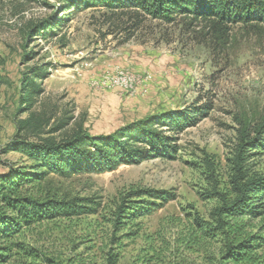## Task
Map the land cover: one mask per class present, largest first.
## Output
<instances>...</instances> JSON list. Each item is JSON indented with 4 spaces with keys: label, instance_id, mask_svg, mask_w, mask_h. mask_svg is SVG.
Segmentation results:
<instances>
[{
    "label": "rangeland",
    "instance_id": "1",
    "mask_svg": "<svg viewBox=\"0 0 264 264\" xmlns=\"http://www.w3.org/2000/svg\"><path fill=\"white\" fill-rule=\"evenodd\" d=\"M60 7L59 0L24 5L0 0V174L31 167L9 149L16 122L33 112L49 119L43 137L56 142L79 129L93 136L109 134L171 109L203 107L208 114L177 135L173 160H146L69 178L50 174L39 186L28 185L32 195L44 197L50 190L58 199H89L96 212L24 230L17 243L38 256L29 260L17 254L7 264H109V254L116 264H231L219 254L222 241L199 231L194 219L213 221L218 199L209 194L229 191L239 122L256 124L264 117V27L232 26L218 40L207 37L214 38L211 43L200 35L203 24L194 25V33L179 21L164 25L145 19L128 36L127 23L116 29L115 22L103 18L105 10L68 13ZM53 16L59 22L53 32L35 37L29 30L30 22ZM31 68L49 74L41 81L43 92L26 110L20 83ZM127 77L132 82L125 86ZM248 166L264 175V150ZM143 189L176 197L131 218L114 235L116 206L128 193ZM139 199L148 198H129ZM246 225V234L264 238V215ZM255 255L264 261V246Z\"/></svg>",
    "mask_w": 264,
    "mask_h": 264
},
{
    "label": "trees",
    "instance_id": "2",
    "mask_svg": "<svg viewBox=\"0 0 264 264\" xmlns=\"http://www.w3.org/2000/svg\"><path fill=\"white\" fill-rule=\"evenodd\" d=\"M6 1L24 5L31 0ZM59 4L61 11L68 13L73 9L105 10L107 14L103 18L115 22L116 29L123 30L120 26L127 23L128 28L124 31L130 34L128 36H132L145 19L164 25L179 21L189 32H194V25L203 24L200 35L211 43L214 38L218 40L228 35L232 26L264 27V0H59ZM58 24L57 16H53L30 22L29 30H34L35 37H38L47 29L53 32V26ZM211 36L214 38H207ZM48 74L46 69L40 68H31L24 73L20 91L26 110L32 109L35 99L43 92L41 81ZM207 110L189 107L161 111L131 121L109 134L93 136L79 129L59 142L52 137H43L48 134L43 130L49 125L44 114L39 116L33 112L18 120L16 138L9 150L20 153L31 167L29 171L11 167L7 173L0 174V264H7L17 254L29 260L37 258L38 255H33L36 251L22 248L17 243L24 230L46 221L96 212L95 203L89 199H58L50 194V190L44 197L43 194L32 195L27 193L28 185L39 186L50 174L69 178L85 173H105L121 165H138L146 160H173L179 150L177 135L195 126L208 114ZM239 124L229 191L221 193L214 189L209 194V198L218 199L212 214L213 221L197 217L194 222L199 231L210 233L222 241L219 254L223 260L227 259L231 264H264L255 255V251L264 246V238L245 233L248 221L264 215V175L252 173L248 166L250 158L264 150V117L256 124L245 120ZM29 136L35 140L26 138ZM207 163L213 172V163ZM133 197L148 199L129 200ZM175 197L170 191L148 189L128 193L113 213L114 235L131 218L144 216ZM114 258L108 255L109 264H116ZM44 261L48 260L44 258Z\"/></svg>",
    "mask_w": 264,
    "mask_h": 264
},
{
    "label": "built area",
    "instance_id": "3",
    "mask_svg": "<svg viewBox=\"0 0 264 264\" xmlns=\"http://www.w3.org/2000/svg\"><path fill=\"white\" fill-rule=\"evenodd\" d=\"M123 81H125V86H128L129 82H132V80L129 77H127V79Z\"/></svg>",
    "mask_w": 264,
    "mask_h": 264
},
{
    "label": "bare ground",
    "instance_id": "4",
    "mask_svg": "<svg viewBox=\"0 0 264 264\" xmlns=\"http://www.w3.org/2000/svg\"><path fill=\"white\" fill-rule=\"evenodd\" d=\"M131 82H129V84H130Z\"/></svg>",
    "mask_w": 264,
    "mask_h": 264
}]
</instances>
